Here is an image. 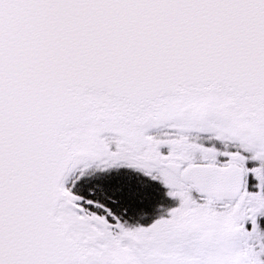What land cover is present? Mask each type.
<instances>
[{"label":"snow or ice","instance_id":"6c2138e0","mask_svg":"<svg viewBox=\"0 0 264 264\" xmlns=\"http://www.w3.org/2000/svg\"><path fill=\"white\" fill-rule=\"evenodd\" d=\"M0 264H264V0H0Z\"/></svg>","mask_w":264,"mask_h":264}]
</instances>
